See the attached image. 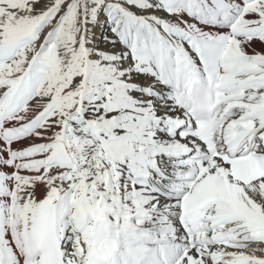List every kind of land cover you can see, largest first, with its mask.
I'll use <instances>...</instances> for the list:
<instances>
[{"label": "snow or ice", "instance_id": "snow-or-ice-1", "mask_svg": "<svg viewBox=\"0 0 264 264\" xmlns=\"http://www.w3.org/2000/svg\"><path fill=\"white\" fill-rule=\"evenodd\" d=\"M0 264H264V0H0Z\"/></svg>", "mask_w": 264, "mask_h": 264}]
</instances>
